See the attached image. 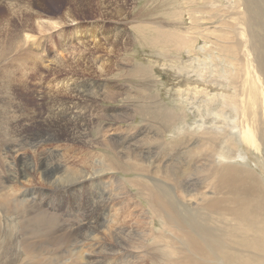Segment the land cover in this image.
<instances>
[{"label": "bare ground", "instance_id": "1", "mask_svg": "<svg viewBox=\"0 0 264 264\" xmlns=\"http://www.w3.org/2000/svg\"><path fill=\"white\" fill-rule=\"evenodd\" d=\"M241 1L245 9L246 22L242 21L241 27L232 26L231 33L237 45L243 46L248 71L245 75V83L248 84L249 89L242 95L239 89L240 96L238 95L236 106L233 108L235 116L232 122L229 119V123L225 121L224 126H218L217 123L221 120L217 119V122L210 126L187 125V128L194 127L195 129L192 131L183 129L179 131L176 138L165 144L161 142L162 130L165 129L164 126L174 122L173 112H153L154 115H160L162 121L153 126L155 132L152 134L149 130L143 135L142 131H132L128 127H105L101 125L102 123L96 122L98 118L95 120L97 115L95 99L87 92H83V87H79L81 84L76 78L72 82H67L70 89H66V86L65 93L70 95L72 92L73 95L65 100H62L64 82L61 83L59 91L42 86L44 87L42 96L45 103L51 107L48 116L60 113L70 122L75 121L73 125H68V122L64 127H59L58 120L59 126L52 127L47 121L48 118H45L42 124L37 126L38 130H35V133L31 131V128H36L34 126L36 109L33 106L32 108L18 106L17 109V106L13 105V103L21 105L20 102H13V100L18 101L17 99H20L19 89L23 91L25 88L23 81L19 82L23 77L15 74V64L19 59L18 55L38 59L35 56L38 53L34 52L33 46L30 47L31 44L22 47L23 43L20 33H17L19 31L17 26L19 25L21 29L23 25L15 24V21H19L24 16L29 17L31 14L40 16L42 9L46 12V1L0 0L6 11L0 17V158L5 157V162L8 164V175L5 180L0 176V204L3 207H0V220L2 222L4 218L5 221L8 216L17 214L19 217L17 222L25 228L23 231L30 230L31 232L22 238L19 237L20 242L17 239L19 234L15 233L17 226L14 232H11V235L15 234V239L12 236L8 237L7 234L6 243L0 246L1 252L7 251L3 256L0 254L2 256L0 264L1 260L5 264H15V262L27 264V259L40 249L58 254L57 251L61 250L59 243L68 245L66 243L69 241L73 242L72 247L66 248L61 254V257L66 258L70 257L72 252L73 261L68 262L69 264H83L88 261L94 264L98 257H105L103 264H264V171L261 169L262 175L259 162L253 159V153L258 157H264V44L263 41L260 42L264 40V2L258 10H252L256 20L262 15L259 25H257L258 21H255L252 29V26H249L252 22L249 24L246 17L248 13L250 14V4H253V0ZM93 2L78 0L75 7L79 10L84 9L78 15H82L86 9L90 10L89 5ZM100 7L104 9L103 13H100L104 14V19L101 18L99 21L96 19V23H101L98 31L96 34H90V40L89 38L86 40L85 36L79 33V29L75 37V40H78L77 43L82 45L83 42L84 45L88 40H99V44L101 40L111 43L112 40H118L117 35H112L113 30L126 29L112 25L113 12L115 11V15L116 12L119 15L125 13L121 15V18L125 20L126 8L117 5L113 0L112 2L107 1ZM65 15L64 19L52 28L56 26L67 28L71 25L76 28L81 27L79 25L81 19L78 16L74 18L68 16L67 13ZM105 20L109 24H106ZM159 27L162 28L161 25H158ZM27 28L28 26L24 27V30ZM154 31V37L145 38L146 43L153 46L166 45L171 50L175 47L180 48L179 32L174 31L178 34L175 36L159 29ZM60 36L61 44L68 46L67 41L72 37H65L62 34ZM31 39H33L32 36ZM47 41L44 39V43ZM120 42L127 44L126 39ZM110 43L106 46L109 47ZM33 44L38 46L36 41ZM107 49L109 52L110 49ZM90 63L103 72L104 64L100 66L98 61L92 59ZM26 66V62L20 63V67ZM134 70L138 72L141 68L136 67ZM249 78L251 81H248ZM155 81L154 78L147 77L140 82L142 83L141 88L152 91V83ZM147 85L148 88H146ZM11 89L14 90L13 96L9 92ZM35 90L36 94L40 95L38 92L42 89L38 88V85ZM118 93L116 91L106 97L113 99L112 96ZM144 98L146 97L143 96L141 101L148 103V109L160 107L155 99L156 94L147 102ZM123 104L127 106L128 102ZM116 109L113 108L115 113L111 117L116 115V121L128 120L123 117V112L128 111V107L121 106L118 111ZM161 109L168 108L163 104ZM252 115H254L255 123L250 120ZM15 121L19 125L17 128L14 127ZM94 123L99 127L97 131L99 139H86ZM45 124L47 126H44ZM60 131L61 134H59ZM65 131L68 135L64 137ZM230 134L237 136V139L231 138ZM102 135H105L104 138ZM139 135L142 137L136 139ZM150 142H154V145L159 143L161 151L152 155L153 149L149 147ZM234 142L242 145L244 153H242L243 150L238 153L239 149L237 153L225 150L232 146L235 147ZM41 144L49 147L45 150ZM2 145L11 146L4 155L1 153L3 152L1 151ZM38 145L41 147V152L36 151L33 155L26 154V149L35 151ZM98 147H103V149H97ZM21 149L24 152L22 156H19L17 152ZM171 150H174L172 154ZM224 151L227 156L224 155ZM30 158H35L33 164H30L32 160L28 161ZM128 173H132V176H128L130 175ZM35 179L37 181H33ZM12 181L27 188L24 189L15 184L7 188L5 184ZM124 181L128 182L131 187ZM65 192L70 195L71 205L67 200L56 201L59 204L62 203L66 214L70 211L74 212L76 214L74 217L78 221L72 226H64L66 229L58 232L60 233L58 238L51 241L54 239L55 231L61 230L60 224H53L58 215L45 210L44 207L49 203L46 205L40 202L36 205L37 203L31 202L32 198L27 199L26 195L35 193V196L37 194L38 197H44L48 201L51 196L57 195L59 198V194ZM84 195H91L94 198L87 202L83 200ZM85 214H87L86 217ZM82 215L85 220L90 221L85 225L83 239L77 237L78 233L74 236L70 233L72 231H68L74 228L81 230ZM41 217L42 219H39ZM45 217L49 221H45ZM62 222L61 220V224ZM156 222H159L157 229L154 228ZM73 231L79 232L77 229ZM18 250L25 253L22 262L16 261ZM86 251L89 255H85L87 256L85 259L83 253ZM56 253H53V257ZM55 256L56 259L59 258ZM76 258H79L77 263ZM42 262L43 260L39 259L36 263Z\"/></svg>", "mask_w": 264, "mask_h": 264}, {"label": "rangeland", "instance_id": "2", "mask_svg": "<svg viewBox=\"0 0 264 264\" xmlns=\"http://www.w3.org/2000/svg\"><path fill=\"white\" fill-rule=\"evenodd\" d=\"M45 1H46V6L48 7L47 8L45 6L46 12L45 11L43 12L42 9L41 10L42 14L40 16H34V14H31L29 15V17L24 16L19 21H15V24L21 23L23 25L21 29L19 28V25L17 26V28L19 29L17 33H20V39H22V43H23L22 47L24 48L27 46V44L28 45L31 44L30 47L33 46V49L35 50L34 52L38 53V55H35L36 57H38V59H36L35 57L27 58L23 55L21 56L18 55L19 59H17L15 64L16 66L15 74H17L19 77H23L22 80L19 82L23 81L22 82L24 84L23 87L25 88H23V91L21 89H19L18 91L20 99H17L18 101L13 100V102H20L21 104L19 105L17 103H13L14 106H17V109L20 106L31 107V108L33 106L36 109L37 111L35 115L36 124H34L36 128L34 127L30 129L31 131L33 130L34 133L36 132L35 130H38L37 126H40V124H42L43 122V119L45 118L46 119L48 118L47 121L48 123H51L52 127H54L55 125H56L55 127L59 126V122H60L59 127H64L68 122H69L68 125H73L75 121L70 122V120L66 116L63 115L65 117L64 118L60 113L56 114L55 116H48L51 107L49 104L47 105V103H45L44 97L42 96V91L44 87L54 88V90L59 91L61 83L64 82L62 100L71 98L73 93L71 92L69 95L65 93L64 89L66 86H67L66 89L68 88L69 85L68 81L72 82L74 81V78H76L77 80L79 79L78 81L81 84V86L79 87L81 88L83 87L82 88L83 92H87L90 97L95 99L94 105L97 110L96 113L97 115L95 117V120L98 118L96 122L102 123L101 125H104L105 127H110V126L111 127L121 126L122 128L128 127L132 131L134 130H139L140 132L142 131L143 135L145 134V132L149 130L150 134H152L155 132V128L153 126L159 124L162 121L161 116L154 115L153 112L154 111L167 112V113L173 112V114L175 115V119L173 120L174 122H172L171 124H167V126H164L165 129L162 130L163 137L161 142L165 144L169 143L171 140L176 138L179 131H183V129H188L192 131L195 129L194 127L187 128L186 127L187 125L197 126V125L205 124L210 126L216 123L217 119L221 120L220 123L219 122L217 123L218 126H224L225 121L229 123L230 122L228 121L229 119L232 122V118H234L235 116L233 108L236 106L237 98H239L240 96L239 95L240 90L242 95V93L244 94L249 89L248 84L245 83L246 82L245 75L246 72L248 71H247V64L243 55V46L237 45L235 37L231 33L233 30L232 26L235 27L239 25L241 27L242 26L241 22L242 21L246 22L245 9L244 6L242 5L243 2L241 0H113L114 2L117 3V5L119 4V6H123L124 8H126L125 12L127 15L126 18H124L125 20H123L121 18V15L125 13H121L119 15L116 12L115 15V11L113 10L114 12L112 15L113 18L112 25L120 26V27L122 26L126 29L113 30L112 35L113 34L117 35L118 40H112L111 43L101 40L100 44H99V40L89 41L90 40L89 35L92 33L96 34V32L99 29L98 26L101 25L100 22L96 23L97 22L96 19H98L99 21V19L101 20V18L104 17V14H100L103 13L104 10L100 6L107 3V1L112 2V0H102V1L91 0L92 2L93 1L94 2L92 5H89L90 10L86 9L80 16L78 15V13L84 9L82 8L81 10H79L75 7L78 0H45ZM263 2L264 0H253V4H250V14L249 13L247 14L246 19L249 21V24L250 22H252L250 25L248 24L250 27L252 26L251 27L252 29L255 26L256 23L255 21H258L257 25H259L262 18L261 15L260 17H258L259 19L257 18L258 20H256V16L254 15L255 13H252V10L253 9L258 10ZM1 5L2 3H0V17L6 13L4 4L2 6ZM49 8L50 10H48ZM64 12L65 14L67 13L68 16H73L74 18L78 16V18L81 19V21L79 22V25H81V27L78 26L76 28L71 25V27L69 26L70 28L69 27L66 28L65 26H56L52 28L53 26L58 25V23L64 19V17L66 16ZM105 23L109 24L108 21L106 20ZM40 25H42V27H39ZM158 25H161L162 28L160 27L158 28ZM27 26L28 28L30 27L29 29L27 28L29 31L27 29L24 30V27L26 28ZM36 27L37 29L39 30L42 29V30L38 31ZM34 28L36 30H34ZM155 29L163 30L164 33L173 34L175 36L178 34L175 33L174 31L179 32L180 41H181L180 48L175 47L173 48V50H171L170 47L166 45L153 46L151 44L146 43L145 38L154 37ZM78 30L79 33L85 36L84 39L87 40L89 38V40L86 43H84V45L83 42L81 45L77 43L78 40L77 41L75 40L76 32ZM22 31H24V33ZM125 33L126 35H123ZM61 34L65 37H69V38L72 37L70 40L67 41L69 47L65 46L64 44H61L60 42ZM16 35L18 37V34ZM31 36L33 39H31ZM46 36L47 38L49 36L50 37L47 39ZM27 37L30 38V40ZM96 38H98L97 35ZM44 39L48 41L44 43ZM122 39L123 40L126 39L127 44L123 43L126 45L121 44L120 41ZM34 41L38 42V46H35L33 44ZM94 42H98V43H94ZM260 42L264 44V40H260ZM40 43L41 46H39ZM109 43L111 45L107 47ZM118 43H120V45ZM112 44L114 46H112ZM86 45H88L89 48ZM106 47L110 49L109 52ZM81 50L82 52H80ZM95 51L98 53H96ZM89 58L98 61L100 66L104 64L105 67L104 66L102 67L103 72L100 71V69H98L97 67H94L90 63ZM85 59L86 61H84ZM21 62H26L27 66L20 67ZM136 67L141 68V70L136 72L134 70L136 69ZM37 69L39 70V72ZM31 70H35V71L33 72ZM27 72L28 74H26ZM24 74H26L25 75L26 77L24 76ZM147 77H151L156 80L155 83H152V91H146L143 88H141L142 83L140 82L146 79ZM81 78L83 80H81ZM248 81H251V79L249 78ZM241 84L242 86H240ZM37 85L38 88L42 89L40 92H38L40 95L36 94L37 91L35 89ZM15 88L16 87H14V89ZM146 88H148V85ZM68 89H70V87ZM116 91L119 93L118 95L115 94L114 97L112 96L113 99L111 98L108 99V97H106L113 92L116 93ZM9 92L13 96L14 90L11 89L9 90ZM155 94H156L155 99L160 104V107L156 109H148L147 108L148 103H142L141 99L144 96L146 97L144 98L146 99L145 102H147L153 99L155 97ZM126 102H128L127 106L126 104H123ZM85 104L88 105L87 102H85ZM163 104L167 106L168 109H161ZM80 106L82 107L81 102H80ZM121 106L128 107L129 109L128 111L123 112V117L128 118V120L126 121H121V119L116 121L117 119L116 115L115 117L114 116L111 117V115L115 113L113 108H117L116 111H118V108H121ZM253 116L254 115L250 117V120L251 122L255 123V119ZM18 126L19 125H17L16 122V124H14V127L17 128ZM44 126H47V124H45ZM98 130L99 127L94 123L93 126L91 127V130L88 131V135L86 139H94V138L99 139V137H97L99 136L97 135ZM64 133H65L63 135L64 137L68 135L67 131H65ZM59 134H61V131L59 132ZM104 136L105 135H102V138H104ZM230 136L231 138L237 139V136H235L234 134L233 135L230 134ZM141 137L142 136L139 135L137 136L136 139H140ZM226 139L227 137L224 139V141ZM234 143H236L235 147L232 146L230 149H225V150L226 151L229 150L232 153H237L238 149H239L238 153L243 150L241 144H239L238 142H234ZM154 144H155L154 142L149 143V147L153 149L152 155H154V153H156L157 151L159 152L161 151L159 148V143H156V145ZM164 145L162 146L164 147ZM5 146L6 145H2L1 147L2 148L1 151H3L1 153L3 155L7 152L6 150L11 148V146L9 145L6 147ZM42 146L45 147V150L47 147H49L48 145H42ZM35 149H36L35 151H32L31 149H26V154L33 155L35 154L36 151L38 152L42 151L40 145L36 146ZM97 149L101 150L103 149V147H98ZM82 150L86 151L83 148ZM226 151H224V155L227 156ZM18 152L17 154L19 156H22L23 155L22 152H24V150L21 149L18 150ZM173 152L174 150L170 151L171 154ZM242 153H244V150L242 151ZM253 157L252 158L256 162L257 161L259 162L258 164L260 165L259 169L262 173V170L264 171V157H258L254 153H253ZM71 158H73V156ZM30 160H32L31 163L29 162L30 164H33V161L35 162V158L28 159V161ZM251 165L253 166V164ZM7 169H8V164L5 162V157H1L0 176L3 177L4 180L6 178V175H8ZM21 170L22 169H20V171ZM1 172H3V174ZM128 174H127L128 176H132V173H128ZM35 176L38 178L37 175ZM33 181H37V180L35 179ZM125 183L127 185H130L128 182ZM11 184L12 185L15 184L19 187L21 186L24 189L27 188L26 186L19 184L16 181H12L5 185L8 188L9 186H11ZM67 194H68L67 192L63 194H59V198L57 195L51 196L50 194L51 199L48 201L44 199V197L43 198L38 197L37 194L35 196V193L26 195L27 199L31 200L32 198L31 202L37 203L36 205H38L40 202H43L46 205L49 203L46 207H44L45 210L47 212L50 211L55 212L58 215L57 218H55L53 224H57V225L60 224L61 230L55 231L56 233L54 234V239H52L51 241L56 240L58 238V236L60 235V233L58 232H62L63 230L66 229L64 226L67 225L72 226L78 221L77 218L74 217V215H76L74 212L70 211V213H68L70 215L68 216V214L65 213V209L62 203L59 204L57 202V201L67 200L71 205L70 195ZM92 198L94 197L91 195H87V196L84 195L83 200L90 202ZM139 199L143 200L142 198ZM0 207L3 208L2 204H0ZM86 216L87 214H85V217ZM15 217H18L17 214H12V216H8L5 219V221L4 218L2 219V222L0 220V224H1L0 246H3L6 243L7 234L8 237L12 236V238L13 237L14 239L16 238L14 233L11 235V232H14V228L16 226L17 228H15V233L17 232L20 235L19 236L17 234L18 235L17 239L19 242L22 237L28 235V233H31L30 230L23 231V229H25L24 226L20 225V223L17 222L19 221V217L18 218ZM85 217L83 215L81 217L83 218L81 223L83 227H81V230L79 231V228H74L77 229L79 232L73 231L74 229L68 230L69 232L72 231L70 233H72L74 236L76 233H78L77 237L82 239L84 237L83 234L86 229L85 225H87L88 222H90L85 220ZM39 219H42V217ZM45 219H46L45 221H49L48 218L45 217ZM60 219L63 222L64 220H68V221H65L64 224L62 222L61 224ZM105 222L107 223V221ZM158 227H159V222H156L154 228L157 229ZM3 230L5 231L3 232ZM61 235H63V233ZM19 237L21 238L19 239ZM59 244L61 245V250L57 251L58 254L56 252H51L49 250L42 251V249H40L35 251L36 253H33L27 259L26 263L37 264L36 263L37 260L41 259L43 260V262L40 264H49L50 262H51L50 264H64L65 262H66L65 264H69L70 261H73V259L71 258L72 252L69 255L70 257H66V258L61 257V254L63 253V251L66 250V248L70 249L73 245V242L69 241L68 243H66L68 245H64L62 243ZM6 252L7 251L1 252L0 250V254L2 256ZM53 253H56L54 254V257H53ZM10 254H12V252ZM24 254H25L24 252L18 250L16 261L22 262V257H24ZM1 255L0 258L2 257ZM55 255H57V258L58 257L59 258L56 259ZM85 255H89V253L87 251L83 253L84 258L86 259L87 256ZM62 260L65 262H63ZM75 260L76 263L79 262V258H76ZM88 262L83 264H90ZM103 263H105V257L104 258L98 257L97 262H95L94 264H103ZM1 264H5V263H3V261L1 260ZM15 264L18 263L15 262Z\"/></svg>", "mask_w": 264, "mask_h": 264}]
</instances>
